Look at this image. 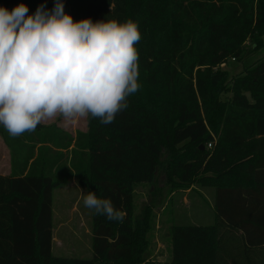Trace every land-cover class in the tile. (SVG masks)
Masks as SVG:
<instances>
[{"label": "trees", "instance_id": "obj_1", "mask_svg": "<svg viewBox=\"0 0 264 264\" xmlns=\"http://www.w3.org/2000/svg\"><path fill=\"white\" fill-rule=\"evenodd\" d=\"M62 2L74 22L137 24L140 87L113 123L89 116L75 135L40 123L13 138L0 125L10 162L0 176V264H157L147 258L153 205L136 216L133 193L159 169L172 191L214 190L213 223L170 228L166 264H264V0ZM21 3L33 15L55 0L0 7ZM228 58L244 64L230 83L215 70ZM73 178L126 213L110 221L91 210V260L52 253L53 192Z\"/></svg>", "mask_w": 264, "mask_h": 264}, {"label": "clouds", "instance_id": "obj_2", "mask_svg": "<svg viewBox=\"0 0 264 264\" xmlns=\"http://www.w3.org/2000/svg\"><path fill=\"white\" fill-rule=\"evenodd\" d=\"M28 12L22 3L0 7V125L15 138L58 117L113 123L140 87L137 24L74 22L62 0L50 11L40 5ZM83 204L110 221L126 215L93 192Z\"/></svg>", "mask_w": 264, "mask_h": 264}, {"label": "rangeland", "instance_id": "obj_3", "mask_svg": "<svg viewBox=\"0 0 264 264\" xmlns=\"http://www.w3.org/2000/svg\"><path fill=\"white\" fill-rule=\"evenodd\" d=\"M243 44L250 47V43ZM223 71L227 76V83L244 72V64L233 58L215 68ZM230 97L224 93V100ZM84 118L74 124H69L76 129L82 127ZM62 118L43 122L45 126L55 124L60 129ZM66 131V130H65ZM9 154L0 141V173L8 170ZM210 188L192 186L188 190H173L166 185V179L159 169L157 177L152 184L137 185L133 193L134 213L139 215L147 204L153 205L156 215L155 227L149 236L148 259L157 264H166L171 260L170 228L173 226L200 225L207 226L213 223V212L210 211L204 195L212 202L213 195L208 192ZM213 191V190H212ZM89 191L80 186L73 178L66 185L53 192V256L65 259L91 260V210L83 204L84 197ZM208 216V218H207ZM62 227V228H61ZM61 228V229H60ZM60 229V231H59Z\"/></svg>", "mask_w": 264, "mask_h": 264}, {"label": "crops", "instance_id": "obj_4", "mask_svg": "<svg viewBox=\"0 0 264 264\" xmlns=\"http://www.w3.org/2000/svg\"><path fill=\"white\" fill-rule=\"evenodd\" d=\"M42 124L44 125V123L42 122ZM70 123H67V122H64V123H60V127L61 128H63L64 129V131L66 130V132H68V133H70V134H72V135H75V133L76 132H85L86 131V129H87V127H86V118H84V120H83V124H82V127L80 128V129H76V127H74V126H72V125H69ZM0 141H1V143L5 146V144L3 143V141H2V139H1V137H0ZM6 147V146H5ZM6 149H7V147H6ZM7 151H8V149H7ZM8 154H9V151H8ZM0 172H1V170H0ZM9 173H10V162H9V166H8V170L6 171V172H2V173H0V176H8L9 175ZM213 189H209V191L208 192H210L211 193V196L213 195V200H212V202L211 201H209V199L204 195V193L203 192H201V194L204 196V198L206 199V201H207V204L209 205V207H210V211L211 212H213V206H214V190L212 191ZM207 218H208V216H207ZM213 221H214V212H213ZM62 228V227H61ZM60 228V229H61ZM60 229H59V231H60ZM54 228H53V242H54ZM52 251H53V243H52Z\"/></svg>", "mask_w": 264, "mask_h": 264}, {"label": "built area", "instance_id": "obj_5", "mask_svg": "<svg viewBox=\"0 0 264 264\" xmlns=\"http://www.w3.org/2000/svg\"><path fill=\"white\" fill-rule=\"evenodd\" d=\"M211 147H212V144H208V145H207V148H208V149H211Z\"/></svg>", "mask_w": 264, "mask_h": 264}]
</instances>
